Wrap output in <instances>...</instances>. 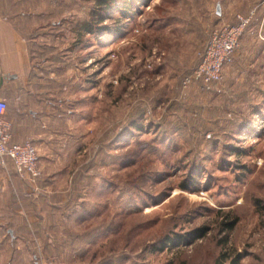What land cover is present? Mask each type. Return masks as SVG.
I'll return each instance as SVG.
<instances>
[{
    "label": "rangeland",
    "instance_id": "374dc122",
    "mask_svg": "<svg viewBox=\"0 0 264 264\" xmlns=\"http://www.w3.org/2000/svg\"><path fill=\"white\" fill-rule=\"evenodd\" d=\"M263 1L28 0L69 127L49 169L37 151V230L4 234L0 264H264V22L223 81L180 85L210 31Z\"/></svg>",
    "mask_w": 264,
    "mask_h": 264
},
{
    "label": "crops",
    "instance_id": "0c3cea01",
    "mask_svg": "<svg viewBox=\"0 0 264 264\" xmlns=\"http://www.w3.org/2000/svg\"><path fill=\"white\" fill-rule=\"evenodd\" d=\"M253 8L254 19L249 24H254L260 35L264 1ZM29 9L28 0H0V96L8 104L5 118L11 123V141L30 140L42 155L40 164L46 170L51 166L47 153L66 147L67 140L63 143L61 133L69 127V121L64 100L54 96L55 82L40 79L34 71L32 59L42 51L35 41L39 28H46L47 23H41ZM48 183L45 180L39 185ZM34 184L20 177L10 162L0 165V238L8 234L9 241L13 242L15 237L20 238L17 233L37 230L32 224L37 199L28 190ZM32 201L35 205L31 207Z\"/></svg>",
    "mask_w": 264,
    "mask_h": 264
},
{
    "label": "built area",
    "instance_id": "2783aa9c",
    "mask_svg": "<svg viewBox=\"0 0 264 264\" xmlns=\"http://www.w3.org/2000/svg\"><path fill=\"white\" fill-rule=\"evenodd\" d=\"M253 14V11L246 16L237 13L235 22L210 31L199 62L181 78L182 90L196 82L208 85L223 81L225 67L232 63L235 48ZM7 105V100L0 96V165L10 162L20 177L34 184L41 177L36 147L30 140L11 141V123L5 118Z\"/></svg>",
    "mask_w": 264,
    "mask_h": 264
},
{
    "label": "trees",
    "instance_id": "16d2710c",
    "mask_svg": "<svg viewBox=\"0 0 264 264\" xmlns=\"http://www.w3.org/2000/svg\"><path fill=\"white\" fill-rule=\"evenodd\" d=\"M97 1H98L99 5H101V6L105 5V6H108V7L110 6V3L112 2V0H97ZM127 8H129V7H127ZM89 29H91V28H89ZM234 224H235V220L230 222L229 224H226L225 227L229 228V229H232ZM202 230H203V228H201V229L198 228V229L193 230L194 231L193 234L195 235V237L202 235V232H203ZM239 258H240L239 256H236L235 258L232 259L231 263L232 264H238Z\"/></svg>",
    "mask_w": 264,
    "mask_h": 264
},
{
    "label": "water",
    "instance_id": "95a60500",
    "mask_svg": "<svg viewBox=\"0 0 264 264\" xmlns=\"http://www.w3.org/2000/svg\"><path fill=\"white\" fill-rule=\"evenodd\" d=\"M217 12H219L218 8H217Z\"/></svg>",
    "mask_w": 264,
    "mask_h": 264
}]
</instances>
